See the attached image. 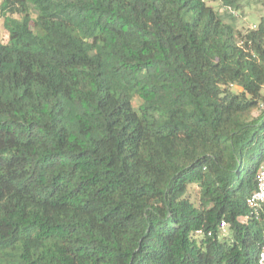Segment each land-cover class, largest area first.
I'll list each match as a JSON object with an SVG mask.
<instances>
[{
    "label": "trees",
    "instance_id": "16d2710c",
    "mask_svg": "<svg viewBox=\"0 0 264 264\" xmlns=\"http://www.w3.org/2000/svg\"><path fill=\"white\" fill-rule=\"evenodd\" d=\"M212 1H0V264H258L264 0Z\"/></svg>",
    "mask_w": 264,
    "mask_h": 264
},
{
    "label": "rangeland",
    "instance_id": "374dc122",
    "mask_svg": "<svg viewBox=\"0 0 264 264\" xmlns=\"http://www.w3.org/2000/svg\"><path fill=\"white\" fill-rule=\"evenodd\" d=\"M206 2L209 5L213 6L219 12L224 10V8L218 2L212 0H206ZM263 14L264 9L260 4H250L233 12V15L235 16L237 21V25L241 30L256 27L259 23L260 17ZM7 38V31L2 25V18L0 17V41L6 42Z\"/></svg>",
    "mask_w": 264,
    "mask_h": 264
},
{
    "label": "built area",
    "instance_id": "2783aa9c",
    "mask_svg": "<svg viewBox=\"0 0 264 264\" xmlns=\"http://www.w3.org/2000/svg\"><path fill=\"white\" fill-rule=\"evenodd\" d=\"M247 206L252 210L253 216L258 217L264 214V162L260 165L256 175V188L247 199ZM225 222L220 223L221 228H225ZM258 264H264V236L257 252Z\"/></svg>",
    "mask_w": 264,
    "mask_h": 264
}]
</instances>
